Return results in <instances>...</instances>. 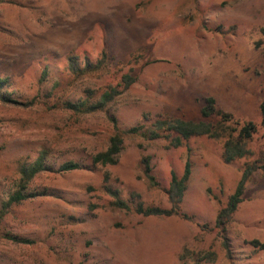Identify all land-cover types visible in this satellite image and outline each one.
Listing matches in <instances>:
<instances>
[{
	"label": "rangeland",
	"instance_id": "374dc122",
	"mask_svg": "<svg viewBox=\"0 0 264 264\" xmlns=\"http://www.w3.org/2000/svg\"><path fill=\"white\" fill-rule=\"evenodd\" d=\"M69 56L79 69L90 63L91 71L72 72ZM125 74L135 77L127 89ZM0 78L7 79L3 91L20 102L0 101V205L18 162L43 148L54 168L82 165L41 173L30 184L33 197L4 215L0 264H178L184 246L216 253L203 264H264V251L251 245L264 242L262 170L248 179L226 231L214 224L244 165L263 156L264 127L250 143L253 155L231 163L222 160L221 142L206 136L178 148L127 137L116 164L91 163L115 125L165 115L199 119L207 96L221 110L259 123L264 0H0ZM107 91L103 110L70 106L98 102ZM144 157L161 188L148 184ZM186 159L191 175L181 211L191 220L109 206L105 184L123 198L136 192L145 204L168 208L162 188Z\"/></svg>",
	"mask_w": 264,
	"mask_h": 264
},
{
	"label": "trees",
	"instance_id": "16d2710c",
	"mask_svg": "<svg viewBox=\"0 0 264 264\" xmlns=\"http://www.w3.org/2000/svg\"><path fill=\"white\" fill-rule=\"evenodd\" d=\"M101 55H104V52H102ZM76 59L77 58L74 56L67 57L72 72L77 69L84 72L91 71L90 63L84 64L82 69H79ZM102 62L103 59L98 61V64H96L97 68ZM44 74H46V68L42 76H44ZM134 81L135 77L128 74H125L121 80L124 89H127ZM7 86V79L0 78V101L10 104H19V101L10 97V93L3 91ZM112 92H116V89H113ZM112 92H105L98 102L93 103L84 100L80 103L71 104L70 106L75 109L74 111L80 113L103 110ZM259 111V123L252 120L240 119L218 108L215 99L211 96H207L200 108L199 119L191 120L165 115L150 120L147 124L138 123L124 129H120L115 125L114 132L108 138L106 147L91 156L92 167L116 164L123 149L124 139L127 137H139L144 141L163 139L168 147L178 148L184 146L191 137L206 136L209 139L221 142V157L225 163H231L237 159L252 156L253 151L250 147V143L257 133L258 126L264 127V97L259 103ZM145 119L146 118H144V120ZM48 157V150L43 148L33 160L18 162L13 185L8 189L5 197L1 201L0 221L13 206L33 197L34 193L30 190V184L41 173H64L82 167L81 164L75 161H66L62 162L57 168H54V166L49 163ZM142 163L144 165V174L148 184L152 187L161 188L159 182L152 174L149 158L144 157ZM256 169H260L264 173V154L244 165L234 190L228 195L225 204L222 205L217 212L214 224L218 232L223 234L226 231V226L230 222L233 213L243 200L246 183ZM190 175L191 162L189 159L185 160L180 175L171 171L168 187L162 188L170 204L168 208L147 205L136 192H131L129 198H123L119 195L117 190L109 185L105 184L103 187L111 196L109 206L113 209H119L142 216L168 217L175 215L191 220V216L181 211V202ZM5 235L14 242L26 241L9 234ZM251 245L264 251V242L252 240ZM223 247L228 250L226 238L223 240ZM215 259L216 253L212 250H194L184 246L178 255V264H203L205 262H213Z\"/></svg>",
	"mask_w": 264,
	"mask_h": 264
}]
</instances>
